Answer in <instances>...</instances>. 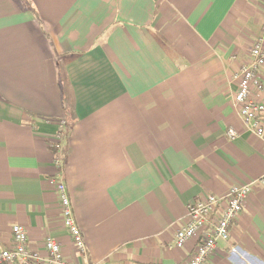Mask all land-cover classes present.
<instances>
[{
	"label": "crops",
	"instance_id": "obj_1",
	"mask_svg": "<svg viewBox=\"0 0 264 264\" xmlns=\"http://www.w3.org/2000/svg\"><path fill=\"white\" fill-rule=\"evenodd\" d=\"M263 28L264 0H0V248L19 224L70 264H182L188 204L255 180L202 264H264L263 141L233 100ZM59 131L85 252L49 183Z\"/></svg>",
	"mask_w": 264,
	"mask_h": 264
},
{
	"label": "built area",
	"instance_id": "obj_2",
	"mask_svg": "<svg viewBox=\"0 0 264 264\" xmlns=\"http://www.w3.org/2000/svg\"><path fill=\"white\" fill-rule=\"evenodd\" d=\"M263 66L264 28L262 34L254 41L248 60L239 67L237 89L233 96L244 127L263 141L264 149V80L258 74ZM64 124L65 121L60 120L59 128ZM227 134L230 139L237 136L233 128H229ZM61 141L59 131L49 144L56 167V173L49 178V183L58 195L64 228L78 251L85 252L84 237L74 219L69 194L60 174ZM257 182L252 180L236 183L230 186L224 196L203 194L188 204L185 221L175 232V245L181 247L192 238H196L197 242L191 255L182 264H202L215 252L219 242L229 239L230 226L242 211L247 197ZM11 233L12 245L8 248H0V264H70L64 259L60 244L54 238L48 236L45 239L47 256L42 257L28 248L27 233L23 226L13 225Z\"/></svg>",
	"mask_w": 264,
	"mask_h": 264
}]
</instances>
